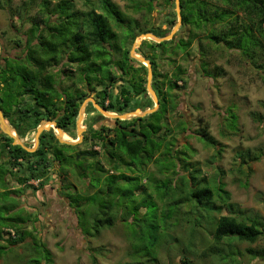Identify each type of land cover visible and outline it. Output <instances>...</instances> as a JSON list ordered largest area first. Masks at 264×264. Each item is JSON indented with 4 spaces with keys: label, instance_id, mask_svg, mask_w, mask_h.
Instances as JSON below:
<instances>
[{
    "label": "trees",
    "instance_id": "trees-1",
    "mask_svg": "<svg viewBox=\"0 0 264 264\" xmlns=\"http://www.w3.org/2000/svg\"><path fill=\"white\" fill-rule=\"evenodd\" d=\"M85 2L89 3V0ZM133 4L135 10L145 8L151 11L155 6L151 0ZM181 6L182 24L189 27V34L178 40L176 48L187 50L198 39L200 48L204 49L203 40L208 39L217 45H226L227 48L238 51L246 63L249 62L264 72V0H181ZM98 8L101 11H97V7L93 5L88 11L81 12L75 9L71 0H59L52 7L50 0H43L42 8L31 18L32 26L26 40L25 55L19 57L20 59L9 61L5 66L0 60V106L5 117L7 118L8 115L11 117L10 122L21 137H24L28 130H35L42 119L57 121L58 126L68 132L67 128L75 125L82 100L88 96L87 92L77 89L71 97L68 98L69 93L68 95L64 93V97L63 92L56 86L57 75L50 70L51 67L61 68L69 65V70L61 71L71 78L70 72L73 73L71 66H75L73 70L79 73L78 80L89 83L94 81L95 87L103 86L95 92V97L101 98L98 103L109 111L122 114L130 109H143L148 105L141 97L142 94H145L146 98L150 97L145 86L146 79L142 75L138 76L139 70L146 69V66L131 57V46L142 33L152 32L157 36H165L169 31L165 32L161 27H149L148 24L141 25L138 19L128 17L111 0H100ZM47 15L55 16V21L48 22ZM112 21L121 28L120 32L113 28ZM175 23L176 17L169 22V25L172 27ZM170 44L171 41L155 42L152 39H144L139 46L140 52L153 67L152 86L160 101L156 111L144 117L114 119V126L106 123L100 126L94 123L90 127L88 125L84 142L93 140V144L100 143L105 147L104 154L109 168L103 167V162L98 157L99 152L94 151L93 148L91 156L88 155L89 151L80 152L73 149L80 145L56 141L53 128L42 132L39 146L35 151H28L21 145L14 144V139L0 130V167L2 169L6 167L7 176L17 178L24 187L19 191L11 189L7 185L9 178H6V183L0 182V207L15 210L18 207L17 193L21 192L22 195V190L30 187L37 190L43 187L45 183L42 177L56 165H59L62 172L67 169L65 172L72 176L76 156L85 155L87 161L96 158L93 166L96 171L94 180L98 186L93 185L94 180L90 175L91 181L87 186L90 190L93 189L91 194L102 191L109 196L114 192L129 193L131 190L123 185L131 184L130 181L137 173L142 176L149 174L150 178L156 181H170L175 184L172 191L168 187L163 193L157 191L158 198L168 204L173 194L180 192L182 200L179 203L184 202L188 205V209L182 214V216L186 214L187 220L182 219V221L187 223L189 233L193 224L191 214L194 213L195 216L198 208L204 211L207 208L209 213L216 210L215 220L213 219L216 223L213 226V240L210 242L203 234L204 239L200 243L198 240L191 243L192 239L197 238L196 236L188 238L191 242L180 249V260L183 264H190V256L196 258V264H217V262L240 264L241 253L235 251L234 248H238L233 244L245 241L254 244L263 237V217L253 212L254 210L242 209L231 201L222 172L219 173L220 178L216 183L218 187L214 189L211 179H208V176H200L201 169L186 161L185 157H188L189 153L177 148L176 139L172 136L174 130L170 126L167 114H173L177 110L178 101L175 98L169 101L163 94V84H157L160 73H157L158 56L154 50L156 47H166ZM206 67V65L203 67L204 71ZM118 80L122 82L120 92L114 94L109 90V85ZM60 97L63 99L58 102L56 98ZM30 98L31 105L27 101ZM148 103L150 104L148 106H153L151 99ZM92 108L95 109L93 105ZM229 109L232 110L228 108V112L224 115L226 124L229 122L227 117ZM102 118L106 119L97 110L95 120L98 122ZM232 118L231 127H227L235 130L238 116L237 119L234 115ZM176 128L184 131L188 129V124L186 121H177ZM197 132L207 145L217 147L215 137L206 129ZM184 147L188 148V146ZM217 153L220 154L221 151L217 149ZM238 156L240 162L235 164L237 171L249 177L252 173L251 164L261 158L260 153H251V150L246 149L240 151ZM91 165L86 162L78 168L80 169L78 177L83 178L89 174ZM152 165L155 168L151 167ZM183 168L188 171L180 175V169ZM32 180L38 181L39 185L32 186L29 183ZM4 196L10 197L12 201L5 203ZM78 197L79 202L83 200L86 203V197H81L79 194ZM154 201L158 206L162 205L156 199ZM128 208L129 205L126 203L124 206L118 205L115 199L108 206L103 205L98 215L94 216L95 231L92 235L98 236L104 229L113 228L117 220L129 221L131 212ZM225 208L228 213L222 214ZM119 213L122 214L121 219ZM30 221L36 228L37 217L34 218L29 212L24 216L15 213L1 216V223L4 225L0 227V253L6 254L7 249L16 251L13 247L24 243L28 236H32L33 241L27 244L26 248L29 251L26 258L28 263L43 264L44 261L47 263L49 261L44 255L50 250L28 227ZM179 221L158 227L168 231L174 229ZM200 222L201 231L203 225L202 221ZM205 224L207 226H203L201 233H205L212 226ZM150 238L151 242L159 243V237L153 235ZM201 244L204 246L200 250L198 247ZM246 250L252 259H264V246L259 249L250 246ZM93 264H98L94 255Z\"/></svg>",
    "mask_w": 264,
    "mask_h": 264
},
{
    "label": "rangeland",
    "instance_id": "rangeland-1",
    "mask_svg": "<svg viewBox=\"0 0 264 264\" xmlns=\"http://www.w3.org/2000/svg\"><path fill=\"white\" fill-rule=\"evenodd\" d=\"M50 1L52 7L59 0ZM71 1L78 11H88L93 5L97 7V11H101L98 8L100 0H89V3H86L85 0ZM111 1L128 17L138 19L141 25L148 24L149 27H161L163 31L170 33L178 22L176 0H151L155 5L151 11L145 8L135 10L133 4L134 2L150 0ZM42 2L43 0H8V2L7 0H0V60L4 66L9 61L20 59L19 57L25 55L26 40L32 26L31 18L42 8ZM175 17L176 23L171 27L169 22ZM46 18L48 22L56 19L55 16L48 15ZM218 27L220 28V25ZM113 28L118 32L121 30L114 23ZM198 33L200 37V31ZM188 34L189 27L181 24L173 38L166 40L171 41L170 45L154 49L158 56L157 73H160L157 84H163V94L169 101L173 98L178 101L177 110L173 114H167L170 126L174 130L172 136L176 139L177 148L189 153V156L185 157L186 161L201 169L200 176H208V179L213 182V188L217 189L216 183L220 178L219 173L222 172L223 181L226 183L225 188L227 190H225L230 192L231 201L237 203L242 209L254 210L253 212L263 217L264 222V72L255 65L246 63L238 51L229 49L226 45H217L208 39L203 40L204 49L200 48L198 39L187 50L176 48L178 40L187 37ZM135 50L143 56L139 47ZM205 65L208 72L203 70ZM74 67L71 66L72 79L61 71L63 69L69 70V65L61 68H50L57 75L55 76L57 79L56 86L63 94L68 95L74 88V90L80 89L88 93L84 100L87 97L93 98L95 92L103 86L95 87L94 81L89 83L85 80H78L79 73L73 70ZM138 73V76L142 75L146 79L145 86L147 88V66L146 69H140ZM181 73L183 74L180 79ZM59 79L62 80L59 81ZM121 83V80L115 81L114 84L109 85V90L118 94ZM148 94L151 97L149 91ZM141 97L142 101H146L148 105H150L148 103L150 99L153 101L152 97L146 98L145 94H142ZM27 101L31 105L32 99H27ZM148 105H145L141 110L153 108L154 101L153 106ZM228 108H232V110L229 109L230 112L227 116L229 122L226 124L224 115L228 112ZM92 110L97 115L96 108L91 109L90 105L88 112ZM233 115L236 119L238 116V125L235 130L229 129L233 122ZM104 117L106 119L102 118L100 122L95 120V116L89 117L82 122V126L86 128L89 125L90 127L93 123L96 126L105 123L111 126L115 125L114 118L106 115ZM5 119L9 120V122L6 121L13 127L10 122L11 117L8 115ZM46 120L48 119H42L39 125ZM177 121H186L188 129L178 130L176 128ZM73 129H75L74 126L68 127L67 133H70L71 140L76 141L78 138L75 137L76 131ZM201 129H206L215 137L217 147L209 146L200 139L197 131ZM36 131L37 128L35 130L30 129L24 137L19 135L26 146L33 147ZM54 132L57 141L55 129ZM172 136H170L171 139ZM80 143H78L80 144L78 148L73 149L82 152L84 150L91 151L93 148L94 151L99 152L98 157L102 160L103 167L109 168L103 146L98 144L92 147L87 141ZM14 144H16L15 141ZM184 146H188V148L185 149ZM217 149L221 151L220 154L217 153ZM246 149L251 150V153H260L261 157L252 162V173L249 177L239 173L237 165H235L240 162L238 153ZM86 158L85 155L76 156L72 176L66 173L67 169H65L66 172H62L59 165H56L42 177L45 183L43 187L37 190L31 187L22 190V195L21 192H18L16 197L18 207L15 210L0 207V227L4 225L1 223V216L8 213L9 215L15 213L24 216L29 212L34 218L37 217L36 228L32 223L33 220L29 222L28 227L42 239L46 248L50 250L47 255H44L49 262L44 261L43 264H93V255L97 258L98 264H183L180 260V249L185 247L188 242L194 243L197 240L198 243L202 242L204 239L202 234L210 242L213 240L216 210L209 213L207 208L205 211L198 208L195 216L194 213L191 214L193 224L189 233L187 223L182 221V219L187 220L186 214L183 216L182 214L186 212L188 205L184 202L179 203L182 200L180 192L174 193L168 204L161 202L158 198V192H165L167 187L171 188V191L175 188V184L170 181L160 182L151 179L149 174L142 176L137 173L130 181L131 184L123 185V187L131 190L129 193L114 192L109 196L102 191L91 194L93 189L90 190L87 183L91 181L90 175L94 180L96 171L93 164L96 162V158H91L90 161H87ZM86 162L89 165L92 164L91 169L89 174L80 178L78 177L80 170L78 168H81ZM151 167L155 168L153 165ZM0 169L2 168L0 167ZM6 170L7 168L4 167L0 172V182L6 183L9 178L7 185L11 189L16 191L24 189L17 178L7 176ZM187 171L184 168L180 169V175L187 173ZM109 177L113 178V176ZM29 183L34 187L39 185L38 181L34 180ZM92 183L94 186H98L95 180ZM89 193L91 195L87 196ZM78 194L81 197H86L87 204L83 200L79 202ZM103 194L104 196H102ZM3 198H5V203L12 201L10 197L4 196ZM114 199L120 206H124L125 203L129 205L128 209L131 212L129 221L117 220L113 228L104 229L98 236H93L92 232L95 231L94 216L98 215L97 213L103 205L108 206ZM155 199L160 204L162 203L159 205L160 207L154 201ZM221 213L227 214L228 211L225 208ZM121 217L122 214L119 218L121 219ZM176 221L179 222L176 223L174 229L167 231L165 228L158 227V225L162 226L166 223L174 224ZM200 221L204 227L207 226L205 223L212 226L205 233H201L203 226L200 231ZM153 235L159 237L158 244L154 241L151 242L150 237ZM191 236L197 238L188 241ZM31 241H33V237L28 236L24 243L13 247L16 251L7 249L6 254L0 253V264H29L28 259H26L29 251L26 248ZM5 245H7L6 241ZM234 245L238 248H234L235 251L241 253L240 264H264V259H252L246 250L250 246L256 249L263 247L264 236L260 237L254 244L245 241L242 243L234 242ZM203 246L201 244L198 249L201 250ZM153 247H155L154 250ZM190 258V264H196V258L194 256H190ZM229 264L236 263L230 262Z\"/></svg>",
    "mask_w": 264,
    "mask_h": 264
},
{
    "label": "water",
    "instance_id": "water-1",
    "mask_svg": "<svg viewBox=\"0 0 264 264\" xmlns=\"http://www.w3.org/2000/svg\"><path fill=\"white\" fill-rule=\"evenodd\" d=\"M176 7H177V13H178V22L177 24L174 26V28L170 31V33L168 35H166L165 37H159L156 34L152 33V32H147V33H142L140 34L135 42L133 43L132 49H131V57H133L134 59H136L137 61H140L141 63L145 64L147 66L148 69V80H147V89L154 101V107L153 108H149L146 109L144 111H142L141 109H135V110H130L128 112L125 113H117L114 111H109L105 108H103L100 104H98L96 102V100L92 97H87L81 104L80 110H79V116L77 118V129H78V139H76V141L73 140H69V139H63V137H61V134H56V138L61 142V143H66V144H71V145H76L80 142L83 141L84 135H83V131L85 130V128L82 126V122L85 118V110L87 107V104L89 102L92 103V105L99 111L101 112L103 115H106L108 117L114 118V119H120V120H127V119H131L134 117H144L147 114L153 113L154 111H156L158 109V106L160 104L158 95L156 93V91L154 90L153 86H152V82H153V67L152 64L149 60H147L144 56L139 55L136 52V48L139 47L142 43V41L144 39H152L155 42H162V41H166V40H170L173 38L174 34L176 33V31L178 30L179 26L182 24V14H181V6H180V0H176ZM47 124H51L52 127L55 129V131L57 132V130L61 133L64 130L59 127L57 125L56 121L53 120H46L44 121L42 124H40L37 127V131L35 134V141H34V145L33 147H28L24 144V142L22 141V139L20 138L17 130L15 128H13L5 119L4 116V112L0 106V128L1 131L3 133H6L8 136L12 137L15 141L16 144L21 145L22 147H24L25 149H27L28 151H35L36 148L39 145L40 142V136L42 134V132L44 130H49V127H47ZM13 128L16 131V135H12L10 129ZM17 141V142H16Z\"/></svg>",
    "mask_w": 264,
    "mask_h": 264
},
{
    "label": "flooded vegetation",
    "instance_id": "flooded-vegetation-1",
    "mask_svg": "<svg viewBox=\"0 0 264 264\" xmlns=\"http://www.w3.org/2000/svg\"><path fill=\"white\" fill-rule=\"evenodd\" d=\"M71 90V89H70ZM61 91V90H60ZM75 93V90H74V88H72V90H71V92L69 93V96H68V98L69 97H71V95L72 94H74ZM64 95V94H63ZM64 97H65V95H64ZM95 100H96V102L98 103V100L100 101L101 100V98H96L95 96L93 97ZM57 99V101L59 102V100H62L63 98L62 97H60V98H56ZM99 104V103H98ZM90 105H92V103L91 102H89L88 104H87V107H86V110H85V118H84V120L83 121H86L89 117H93V116H95V117H97V115H96V113H94V111H90V112H88V109H89V107H90ZM81 107V106H80ZM79 110H80V108H79ZM78 116H79V112H78ZM78 116H77V118H78ZM87 116H89L88 118H87ZM6 118V117H5ZM77 118H76V120H75V125H74V128L75 129H73V131L75 130L76 131V138H78V129H77ZM7 120V119H6ZM8 122H9V120H7ZM101 121V120H100ZM99 121V122H100ZM57 122V121H56ZM57 125H58V122H57ZM13 128H14V126H13ZM16 129V128H15ZM0 130H1V128H0ZM17 130V129H16ZM54 130V129H53ZM87 130H88V126L85 128V130L83 131V135L85 136V134H86V132H87ZM2 132V131H1ZM69 135H70V133H69ZM84 140H85V138H83V143H86V142H84ZM93 140H90V141H88V143H90L91 145H92V147H95V146H97L98 144H93V142H92ZM81 144V143H80ZM80 144H76V145H80ZM99 145L100 146H102L100 143H99ZM39 146V145H38ZM38 148V147H37ZM36 148V149H37ZM103 151H105V153H106V150H105V147H103ZM88 155H93V153L91 152V151H89V153H88Z\"/></svg>",
    "mask_w": 264,
    "mask_h": 264
},
{
    "label": "bare ground",
    "instance_id": "bare-ground-1",
    "mask_svg": "<svg viewBox=\"0 0 264 264\" xmlns=\"http://www.w3.org/2000/svg\"><path fill=\"white\" fill-rule=\"evenodd\" d=\"M48 126L47 127H49V125H50V127L52 126L51 124H47ZM15 128V127H14ZM10 131H11V133H12V135H16V131L13 129V128H11L10 129ZM57 133L58 134H61V137H63V139H69V140H71V137H70V135L67 133V132H65V131H63V132H59L58 130H57ZM73 139V138H72ZM17 142V141H16Z\"/></svg>",
    "mask_w": 264,
    "mask_h": 264
}]
</instances>
